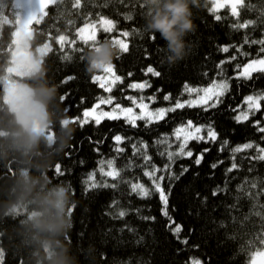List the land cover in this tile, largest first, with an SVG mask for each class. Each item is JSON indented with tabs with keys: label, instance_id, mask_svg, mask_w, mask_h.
Instances as JSON below:
<instances>
[{
	"label": "trees",
	"instance_id": "1",
	"mask_svg": "<svg viewBox=\"0 0 264 264\" xmlns=\"http://www.w3.org/2000/svg\"><path fill=\"white\" fill-rule=\"evenodd\" d=\"M75 0H59L51 5L46 16L39 25L31 27L30 48L38 49L48 42V33L52 36L60 34L72 36L75 30L89 20H98L100 16L113 19L117 29L135 30L127 40L129 52L120 53L113 64L123 83L114 86L111 96L116 102L129 106L126 96H155L153 108L167 107L176 99L187 100L184 91L185 83L191 86L206 87L213 79H230L231 89L222 98V103L208 111L201 107L184 108L175 113H169L167 122L161 121L150 127H144V122L138 121L139 127L133 128L124 120H103L99 125L87 123L65 124V120L82 117L85 110L91 108L105 92L97 83L92 82L94 75L86 71L85 58L82 52L72 51L65 47L71 58L63 59L64 52L58 50L55 40L52 41L53 52L45 54L39 69L34 74L20 80L26 84L33 99L38 102L45 115L46 133L52 134L49 142L44 136L32 140L15 115L4 101V88L1 83L6 70L10 66L13 46V32L17 12L13 0H0V254L2 264H188L192 259L199 258L204 264H247L248 256L238 249V242L230 239L234 227L229 219L231 210L227 207L232 203L237 192L235 189L244 178L257 183L252 192L260 191V181L264 180V164L255 162L252 171H248L249 162L243 159L252 150L236 154L242 159L239 172L227 173L230 164V153L218 151V144H204L192 141L189 147L194 153L203 148L212 150L205 154L203 162L196 166L195 156L192 159L178 158L173 165V171L180 172L181 165L188 166L189 171L178 180L165 179V185H171L169 195V212L177 223L184 227L181 236L187 235L190 245H199L198 249L180 244L165 225L167 220L161 215V202L158 194L141 199L132 194L127 184H121L120 189L96 188L86 191L85 178L92 170L97 169L101 159L116 158L119 167L124 169L122 175L127 180L140 179L146 184L150 181L142 175L138 167L143 163L139 155L133 156V144L141 141L149 144V154L153 156L157 166L166 161L159 155L164 145L155 142L162 136H170L173 130L182 122L192 120L196 124L211 123L219 133V139H227L229 148L242 146L245 142L256 141L264 146V140L252 126V119L237 123L232 111L241 105V111L246 108L244 98L264 90V73H254L251 81L236 79V65L246 64L257 56L260 45L244 44L241 52L230 47L228 53L221 51L225 45L243 44L245 35L250 39L264 37V23L247 30H237L232 27L235 18L227 9H221L218 14L220 21L210 13V0H202L198 7L192 8L195 30L185 38L187 49L184 59L169 64L165 42L156 34L155 42L149 39L145 25V17L149 9L145 7L147 0H81V7H73ZM197 3V0H192ZM246 9H241V19L264 20V0H246ZM89 14H91L89 16ZM132 19H128V15ZM99 34L108 39L116 36ZM77 48L84 52L90 51L80 42ZM147 55L148 58H145ZM235 55L236 59L223 65L222 76L217 75V65L228 57ZM264 56V53H260ZM148 65L161 72L159 77L142 71ZM132 72V76L127 74ZM96 75V74H95ZM67 83L63 81L68 78ZM149 81L151 87L143 91L133 90L128 85L133 82ZM165 94H171L172 100L165 101ZM67 95V100L61 97ZM147 101V100H146ZM145 101V102H146ZM148 102V101H147ZM68 110L65 112V108ZM256 118L264 117L257 113ZM128 137L120 145L125 151L116 153L113 137L115 135ZM22 139L31 143L28 149L18 147ZM100 141L99 144L95 143ZM99 148V152L95 151ZM143 151V149H141ZM70 152L67 156L65 153ZM218 159L223 160L219 167L212 169L210 165ZM61 164L64 175H57L54 167ZM198 173V175H196ZM27 176L34 183L32 193L27 199L20 196L24 178ZM97 180L110 178L101 177ZM220 186L225 192L212 197L211 191ZM248 187L247 185L245 186ZM207 196L205 202L198 199ZM62 194V195H61ZM60 198L64 204L62 219L64 227L56 233L42 232L33 227L32 217L38 213L48 222L58 218L48 211V201ZM113 200H119L120 205L129 209V214L123 219L113 218L117 210ZM264 202V196L251 200L242 199L243 211L248 212L251 205ZM75 207L73 208V206ZM72 208L71 214L70 209ZM135 209H139L136 212ZM235 215L234 212L231 213ZM144 216H155V221H147ZM253 227L259 229L261 220L254 214ZM125 221L134 229L129 232L123 228ZM191 230V231H189ZM58 242V243H57ZM177 249H183L177 251Z\"/></svg>",
	"mask_w": 264,
	"mask_h": 264
},
{
	"label": "snow or ice",
	"instance_id": "2",
	"mask_svg": "<svg viewBox=\"0 0 264 264\" xmlns=\"http://www.w3.org/2000/svg\"><path fill=\"white\" fill-rule=\"evenodd\" d=\"M59 0H38V9L35 13H32L27 18V23L32 25L33 23L39 25L41 21L48 16L47 9L51 5H55ZM202 0H197L196 7ZM248 3H251V0H247ZM73 7L80 8L81 0H75ZM229 8L231 17L235 18V23L232 24V27L237 30H247L254 28L262 23L264 20L252 19H241V9H246V0H211V8L209 9L210 13H218L222 8ZM91 14H89L90 16ZM128 19H132V16L129 14ZM216 21H220L222 17L218 14L214 15ZM117 23L113 19L100 16L98 20H89L83 26L75 30V34L68 36L66 34H60L56 37L52 36L51 31L48 33V42L46 43V55L53 52L52 41L55 40V43L58 45V50L64 52L63 59H70L71 56L65 52V47L68 46L72 51L82 52L84 55L81 59H84L86 55L92 50H99V46L102 43H111L114 48H117L120 53L129 52V42L127 38L132 35L135 30H118ZM102 31L104 33H113L117 32L116 36L110 37L103 41H99L97 38V33ZM150 40L153 42L156 41L157 36H150ZM80 42L88 47L90 51L84 52L83 48H77V43ZM244 44L249 46L251 45H260L261 47L258 50L257 56L249 60L246 64H237L236 65V79H244L251 81L253 79V73H264V56H260V53H264V37L260 39H250L246 34L243 40V44L240 45H225L221 47V51L224 53L229 52L230 47L236 48L237 52H240L242 55H251V53L241 52ZM145 58H148L147 55ZM236 56L232 55L226 60L221 61L217 68L219 72L217 75L222 76L223 74V65L225 63H230L235 60ZM145 76L151 74V76L159 77L161 72L158 71L154 66L148 65L145 69L142 70ZM103 75H94L92 77V82L97 83L98 86L103 89L106 93H111L113 91V86L118 83H123V77L118 75L115 69V65L106 67L102 71ZM129 77L133 75L132 72L127 74ZM73 77L66 78L63 83H67L68 80ZM133 90L143 91L145 88L151 87L149 81L145 80L144 82L136 83L133 82L128 85ZM231 84L230 79L221 78L219 80L213 79L209 86L199 87L191 86L187 83L184 85V91L190 97L187 100L176 99L167 107H160L151 109L150 104L156 102V97L149 96L145 98L144 96L133 97L126 96L125 99L130 101L129 106H123L122 104L116 102L117 98L111 95L106 97L101 96L98 98L94 106L85 110L82 114V117H73L69 120H65V124L68 123H79L81 126L89 122H94L96 125H99L103 120H121L123 119L126 124L130 125L133 128L139 127L137 124L138 121L144 122V127H150L153 124L159 123L161 121L167 122L169 119V113H175L177 110H182L184 108L192 107H201L204 111H208L212 108L218 107L223 101L222 98L230 91ZM67 95L61 97V101L67 100ZM165 101H171V94H165L163 97ZM148 102H145V101ZM243 104L246 105V108L241 111V105H237L232 111L237 112L238 114L233 117L237 123H243L252 119V126L255 130L262 134L260 139L264 140V122L261 118H256L257 113L261 117H264V90H261L255 94L247 95ZM108 105L111 106L109 110H104L101 106ZM135 109H139L137 112ZM65 112L68 110L66 107ZM128 137L121 136L119 134L113 137V142L115 145L116 153H123L125 149L120 147L124 144ZM218 144V151L224 152L228 151L230 153V164L226 168L227 173L239 172L242 167V159L238 158L236 154L244 153L247 150H252L248 155L243 157L249 162L248 171H252V166L255 162H260L264 164V146H261L256 141L245 142L242 146H235L229 148V141L227 139L220 140L219 133L215 127L209 124H196L192 120H187L178 125L172 132L170 136H162L155 143L164 145L163 150L159 151V155L164 157L165 163L162 166H157L153 160V156L149 154V144L145 141H141L139 145L133 144V156L139 155L143 163L138 165L142 169L143 177H146L150 184L142 182L140 179L135 181L127 180L122 175L124 169L118 166L116 158L110 159H101L97 166V169L92 170L89 175L85 178L86 191L96 188H109V189H120L121 184H127L129 190L132 194L140 197L141 199L150 198L153 194H158L159 200L161 202V215L166 218L167 224L165 227L171 231L172 235L177 239V241L185 246L190 248L198 249L199 245H190L189 238L187 235L181 236V233L184 231L182 224L177 223L175 218L169 212V195L171 185H165L166 177L172 180H178L181 176L185 175L190 169L188 166L181 165L180 172L177 174L173 171V165L178 158H188L192 159L195 156L194 164L199 166L205 157V154L210 152L212 149L210 147L203 148L198 153H194L193 149L189 147V144L192 141L204 144ZM95 143L99 144L100 141ZM143 149V151H141ZM95 151L99 152V148H96ZM65 155L70 156L71 153L67 152ZM223 160L218 159L216 162L212 163L210 167L214 170L219 167ZM54 172L57 175H64L61 164L57 163L54 167ZM97 173L101 177L110 178L109 180L101 179L97 180ZM198 175V173L196 174ZM260 184L264 186V180L260 181ZM248 186L247 188L245 186ZM257 183L249 181L247 178H244L240 184H238L235 191V195L232 203L227 207L231 210L229 213V219L234 227V232L229 236L230 239L236 240L238 242V249L241 253L248 256L247 264H264V202H257L250 206L248 212L243 211L242 199L250 197L251 200H256L258 196H264V187H261L260 191L252 192L251 189L257 188ZM225 192V189L217 186L215 187L210 195L212 197L220 196ZM198 199L207 201L208 197H201L199 192L196 193ZM113 207L117 210L113 214L114 219L123 220L128 214L129 209L120 205L119 200H113ZM75 205L73 206V208ZM72 208L70 209L71 214ZM136 212H139V209H135ZM234 212L235 215L231 213ZM253 214L256 217H259L261 224L259 229L254 228L252 225L254 221L252 220ZM143 219L147 221H155V216H144ZM124 229H127L129 232H134V229L131 228L128 223L125 221L123 225ZM191 231V230H189ZM183 249H177V251H182ZM192 264H204V262L199 259H192Z\"/></svg>",
	"mask_w": 264,
	"mask_h": 264
},
{
	"label": "clouds",
	"instance_id": "3",
	"mask_svg": "<svg viewBox=\"0 0 264 264\" xmlns=\"http://www.w3.org/2000/svg\"><path fill=\"white\" fill-rule=\"evenodd\" d=\"M196 4L192 0H147L145 7L149 9V14L144 18V27L150 36L159 34V37L165 42L166 51L170 54L167 57L169 64H175L184 59L187 54L188 46L185 38L189 33L194 32L196 27L192 19V8ZM118 56L119 50L114 48L110 42L102 43L98 51L92 50L86 55V71L91 75L102 72L106 67L113 65ZM18 147L28 149L31 147V143L27 139H22ZM33 187L34 183L25 176L20 192L21 198L27 199L31 195ZM47 203L48 211L58 219L48 222L40 218L44 215L43 213H38L31 218L33 227L42 232H59L64 227L63 220L59 219L62 217L64 204L60 198Z\"/></svg>",
	"mask_w": 264,
	"mask_h": 264
},
{
	"label": "rangeland",
	"instance_id": "4",
	"mask_svg": "<svg viewBox=\"0 0 264 264\" xmlns=\"http://www.w3.org/2000/svg\"><path fill=\"white\" fill-rule=\"evenodd\" d=\"M13 2L17 17L15 21V30L13 32L10 66L6 70L3 79H1L4 88V101L32 140L39 136H44L50 142L52 140V134L50 132H45L46 121L44 111L41 105L33 99L30 88L20 80L23 77L30 76L37 72L41 60L46 53V44L33 51L30 48L31 27L33 24L29 25L27 23V18L30 14L37 11L38 0H13ZM222 9H227L230 12V9L227 7ZM99 34L111 35L112 33L109 34L99 31L97 33V38ZM105 39L106 38H102L101 41ZM96 75H103V73L99 72L96 73ZM185 94L186 98L189 99L190 97L188 94ZM108 95H111V93L105 92L104 97ZM101 107L104 110H109L111 106L102 105ZM150 108L155 109L151 104ZM135 110L139 112V109ZM0 264H2L1 254ZM188 264H192V260Z\"/></svg>",
	"mask_w": 264,
	"mask_h": 264
}]
</instances>
